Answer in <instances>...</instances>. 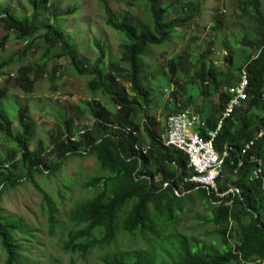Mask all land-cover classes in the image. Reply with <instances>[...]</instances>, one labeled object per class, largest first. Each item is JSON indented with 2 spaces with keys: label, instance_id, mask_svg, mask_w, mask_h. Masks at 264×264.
Wrapping results in <instances>:
<instances>
[{
  "label": "trees",
  "instance_id": "1",
  "mask_svg": "<svg viewBox=\"0 0 264 264\" xmlns=\"http://www.w3.org/2000/svg\"><path fill=\"white\" fill-rule=\"evenodd\" d=\"M27 2L33 10L30 16L26 13L17 16L7 9L2 10L3 5L0 4V19L6 29L0 47L5 48L11 32L27 44L24 54L37 45L42 46L40 60L18 68V87L28 95L33 93L48 74L56 76V70H48L49 63L66 58L80 75L91 78L89 88L94 95L99 92L107 97L115 96L114 102L121 108L113 111L97 99L84 103L87 116L94 120L91 125L84 127L85 133H81L77 127L82 113L76 112L74 118H67V111L63 112L58 116V122L62 123L65 131L59 127V133L51 138L52 145L49 148L37 142L38 147L32 149L35 130L28 121L29 107L10 102V95L0 89V130L13 145L4 157H0V247L5 256L3 264H40L35 259H26L30 249L28 242L33 241V234L21 219L9 220L2 208L5 194L24 183H31L40 190V185L36 183L39 175L51 177L62 171L65 162L88 156L96 158L100 172L84 183L85 189L92 191L93 195L79 200L70 211L72 228L62 240L63 251L80 253L85 257L96 247L106 248L114 244L120 232L140 234L145 238L150 233L157 236L158 228L167 230L179 222V215L186 211V203L182 204L183 198L198 192L212 209L211 218L206 223L215 228V234L220 236L224 248L217 253L201 247L195 251L187 238L182 237L180 244L173 250L172 264H264V187L263 182L253 176L257 168L253 158L264 160V138L257 143L253 154H241L245 145L264 130V14L261 13V2L256 0L253 6H241L245 13L258 18L259 24L253 38L249 35L252 57L249 63L239 68V77L235 75L231 54L228 57L230 71L225 72L222 78L219 79L214 70L208 74L211 79H207L205 73L200 74L201 96H218L219 104L216 105L218 101L213 102L206 115L202 114L211 128L216 126L219 119L214 118L215 107L219 106L221 111L225 108L230 99L229 89L240 82L244 71L249 77V100L246 106L237 110L226 122L216 141L219 151L225 145L236 149L230 153L218 186L222 192L233 189L239 193L222 204L214 195H209L206 189L198 188L195 183L184 182L186 177L193 174L188 168V157L182 151L163 144V136L168 133L165 127L167 122L164 124L151 114L156 85L149 81L153 74L150 73L149 52L169 45L179 35L181 28L184 30L195 25L201 15L202 1L131 0V6L145 10L151 24L128 17L119 20L109 6L104 5L105 24L121 36L123 61L131 66L127 75L131 89L136 94L134 98L117 90L113 92L109 87L104 65L106 52L96 40L93 43L100 51L99 58L90 69L81 64L73 38L58 22L59 19L68 20L80 10L79 7L74 6L62 13L57 10L54 0ZM251 7L253 10L247 9ZM43 8L54 18L55 23H41ZM222 13L219 11V17ZM219 17L212 27L218 34L223 23ZM42 29H45V33L36 35ZM190 54L188 50L185 55L172 61L173 74L184 66V58ZM14 63V57L1 60L0 76H6ZM112 72L114 74L115 70ZM206 84L209 85V91L206 90ZM183 103L182 107L166 115L167 121L172 114L187 108L190 100ZM201 110L197 108L198 112ZM10 114L17 118V128H11ZM241 162L244 164L240 168ZM232 199L234 207L227 208L226 203ZM44 200L51 205L48 223L50 232H53L56 225L53 204L48 195H45ZM105 263L158 264L157 256L152 251L142 250L135 251L133 256L115 251L105 257Z\"/></svg>",
  "mask_w": 264,
  "mask_h": 264
},
{
  "label": "rangeland",
  "instance_id": "2",
  "mask_svg": "<svg viewBox=\"0 0 264 264\" xmlns=\"http://www.w3.org/2000/svg\"><path fill=\"white\" fill-rule=\"evenodd\" d=\"M201 1V15L195 25L188 26L184 30L181 28L179 35L177 34L178 36L176 35L169 45L157 47L149 52L150 73H153L149 81L156 85L151 114L164 124L167 122L166 115L182 107L183 102L187 100H190L187 108L196 112H198L197 108H201L198 113L206 115L205 112L211 109L213 102L218 101V96L214 94H209L208 97L201 96L200 74L205 73L208 76L210 71L214 70L217 71V77L222 78L225 72L230 71L228 57L231 54L234 59L235 75L239 77V68H243L252 57L253 50L248 39H250L249 35L253 38V33L256 32L258 18L253 14L245 13L241 6H253L252 3H256V0ZM259 1L261 13L264 14V0ZM54 2L57 10L62 13L74 6L80 8L68 20L59 19L58 22L63 24L69 36L73 38L81 64L86 69H90L99 58L100 51L93 43L96 40L106 52L104 65L109 87L113 92L117 90L134 98L136 94L131 89L127 75L131 66L123 61L121 36L105 24L104 5L109 6L119 20L128 17L151 24L145 10L131 6V0H54ZM0 4L3 5L2 10L7 9L17 16L23 13L30 16L33 13L27 0H0ZM247 9L253 10L252 7ZM219 11L223 12L220 17ZM41 14V23L47 25L55 23L54 18L45 8L41 10ZM217 17L223 21L219 34L212 28ZM44 33L45 29H42L36 35ZM10 35L5 48L0 47V61L14 57L15 63L6 76H0V89H4L10 95V102L29 107L28 121L32 126L34 125L35 130L32 149L38 147L37 142L49 148L52 145L51 138L59 133V127L61 126L62 131H65L62 123L58 122V116L63 112L67 111V118H74L76 112L82 113L77 127L81 133H85L84 127L91 125L94 120L87 116L84 103L97 99L113 111H116L115 108L117 110L121 108L114 102L115 96L107 97L99 92L94 95L89 88L91 78L80 75L66 58L50 62L48 70H56V76L52 77L48 74L35 91L28 95L16 83L17 70L21 65L40 60L42 46L37 45L28 54H24L27 45L25 41L17 39L15 33L11 32ZM5 36L6 29L0 19V44ZM188 50L191 54L184 58V66L173 74L172 61L185 55ZM112 68L115 70L114 74ZM112 75L115 76H113L115 81ZM207 79L211 78L208 76ZM208 86L206 84V90L209 91ZM217 104L219 101L216 102ZM221 112L219 106L215 107L214 118L218 119ZM11 119V128H17L18 121L15 115H11ZM12 146L6 140L4 132L0 130V157H4ZM65 163L62 165V171L56 175L51 177L39 175L36 178L40 190L31 183H24L16 190L7 192L3 198L2 208L9 220L21 219L23 225L32 231L33 241L28 242L30 249L27 252V260L35 259L40 264H106L105 257L115 251L133 256L135 251L142 250L152 251L157 256L158 264H172L173 250L180 244L182 237L187 238L195 251L200 247L212 253L223 250L224 245L220 236L215 234V228L206 223L211 218L212 209L206 199H202L199 193L195 192L183 198L182 204L186 203V211L179 215V222L174 223L167 230L158 228L157 236L150 233L145 238L140 234L120 232L114 244L106 248L96 247L85 257L80 253L63 251L62 240L72 228L69 222L70 211L79 200L93 195L92 191L85 189L84 183L100 172L97 160L93 156L77 157ZM45 195L50 197V202L53 204L56 219L53 232H50L48 223L51 205L44 200ZM121 217L124 218V215L121 214ZM171 244H173L172 248ZM4 260L5 256L0 247V264H3Z\"/></svg>",
  "mask_w": 264,
  "mask_h": 264
},
{
  "label": "built area",
  "instance_id": "3",
  "mask_svg": "<svg viewBox=\"0 0 264 264\" xmlns=\"http://www.w3.org/2000/svg\"><path fill=\"white\" fill-rule=\"evenodd\" d=\"M249 77L243 72L238 84L229 89L230 99L214 128L208 125L207 120L191 108L172 114L166 123L168 133L163 136V144L168 148H175L185 153L189 160L188 168L193 174L184 179L185 183H195L214 195L222 204L224 200L231 199L239 193L238 190L220 191L218 181L222 178L230 153L235 150L233 146L225 145L222 151L216 148V141L237 110L246 106L249 100ZM264 98V95H263ZM264 138V130H261L255 139L245 145L242 154L252 152L257 143ZM257 168L253 174L256 180L263 182L264 187V160L253 158ZM243 162L239 167H243ZM227 208L234 207V200L226 203Z\"/></svg>",
  "mask_w": 264,
  "mask_h": 264
},
{
  "label": "bare ground",
  "instance_id": "4",
  "mask_svg": "<svg viewBox=\"0 0 264 264\" xmlns=\"http://www.w3.org/2000/svg\"><path fill=\"white\" fill-rule=\"evenodd\" d=\"M205 4V3H204ZM205 7V6H204ZM219 15V14H218ZM262 23V22H261ZM232 24V23H231ZM254 24V23H253ZM259 24V23H258ZM264 37V36H263ZM42 38V37H41ZM40 40V39H39ZM43 40V39H42ZM263 40V39H262ZM257 53V52H256ZM250 57V56H249ZM249 63V62H248ZM242 75V74H241ZM239 83V82H238ZM4 94V93H3ZM28 109V108H27ZM186 109V108H185ZM29 112H30V110H29ZM28 113V112H27ZM25 114V113H24ZM212 117V116H211ZM211 122V121H210ZM213 123V122H212ZM216 125V124H215ZM213 126V125H212ZM214 128V127H213ZM255 139V138H254ZM161 141H162V139H161ZM248 143V142H247ZM263 143V142H262ZM260 144V143H259ZM262 146V145H261ZM236 150V149H235ZM242 154V153H241ZM252 154H253V152H252ZM247 155V154H246ZM232 157H233V155H232ZM243 158V157H242ZM229 160V159H228ZM227 160V161H228ZM249 160V159H248ZM237 164V163H236ZM254 165V164H253ZM252 165V166H253ZM232 166V165H231ZM247 170V169H246ZM243 171V170H242ZM251 171V170H250ZM247 175H248V173H247ZM226 201V200H225ZM152 217V216H151ZM153 220V219H152ZM117 255V254H116ZM124 257V256H123Z\"/></svg>",
  "mask_w": 264,
  "mask_h": 264
}]
</instances>
